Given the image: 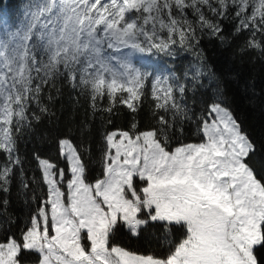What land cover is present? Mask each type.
Returning a JSON list of instances; mask_svg holds the SVG:
<instances>
[{
	"label": "snow or ice",
	"instance_id": "snow-or-ice-1",
	"mask_svg": "<svg viewBox=\"0 0 264 264\" xmlns=\"http://www.w3.org/2000/svg\"><path fill=\"white\" fill-rule=\"evenodd\" d=\"M205 38L264 58V0H20L14 20L0 15V193L18 182L30 207L27 190L42 185L23 224L0 223V264H264V155L225 103ZM178 52L194 54L182 82L175 67L136 63ZM149 85L154 125L105 131L95 178L90 144L61 136L64 166L33 152L39 179H28L20 142L65 88L111 124L117 105L139 111ZM149 227L162 255L115 240Z\"/></svg>",
	"mask_w": 264,
	"mask_h": 264
},
{
	"label": "trees",
	"instance_id": "trees-1",
	"mask_svg": "<svg viewBox=\"0 0 264 264\" xmlns=\"http://www.w3.org/2000/svg\"><path fill=\"white\" fill-rule=\"evenodd\" d=\"M20 0H0V15L7 16L14 20L17 14V5ZM202 47L207 56V61L212 65L224 84L225 103L239 121L242 130L256 145L258 154L264 155V58L259 52L245 51L242 41L237 40L231 46L222 45L215 40L205 38ZM194 54L188 52H178L174 59L163 54H158L147 58L142 66L148 70L162 73L168 68L175 67L178 78L183 81L185 72L192 65ZM202 94L211 95V89ZM138 103L139 111L132 113L126 107L117 105V111L112 115V123H107V113L96 116L93 119L89 109L87 96L72 92L70 88H65L62 95L57 96L51 102L48 114L41 117L36 133L26 135L20 142V152L25 160V171L31 181L35 175L39 179V171L36 162L32 159V153L38 152L42 157H47L56 161L60 166H64V161L58 156L57 137L70 136L77 144L82 140L91 146V157L89 158V179L95 178L99 173L100 149L103 144V133L111 129H128L132 122H138L139 127L146 129L154 125L152 118L153 102L145 95L143 105ZM191 106V93L188 97ZM201 106L197 103V109ZM171 119V116H169ZM88 122V127L82 130V125ZM185 139L193 142L197 139L195 134V124L186 122ZM87 158V154H86ZM42 185L33 183L32 189L27 190V200L30 207L34 209L32 203L33 191L35 196L41 195ZM9 199L5 213L0 208V223H3L7 216H12L23 224L28 216L30 207L25 203V194L18 187V182L14 183L9 194L0 193V201ZM7 225H5V229ZM11 232L19 235L18 225H12ZM4 230H0V237ZM115 240L133 252L146 254L153 253L162 255L167 247L163 241L159 229L149 227L142 232L139 238H131L125 230L119 231Z\"/></svg>",
	"mask_w": 264,
	"mask_h": 264
},
{
	"label": "rangeland",
	"instance_id": "rangeland-1",
	"mask_svg": "<svg viewBox=\"0 0 264 264\" xmlns=\"http://www.w3.org/2000/svg\"><path fill=\"white\" fill-rule=\"evenodd\" d=\"M144 61H145V58H144V59H138V60L136 61V63H137V65L139 66V65H142V62H144ZM133 62L135 63V61H133ZM150 92H151V87H150V85H149L147 96H148V99H149L150 101L153 102L152 97H151V95H150ZM118 95H119V94H118Z\"/></svg>",
	"mask_w": 264,
	"mask_h": 264
}]
</instances>
